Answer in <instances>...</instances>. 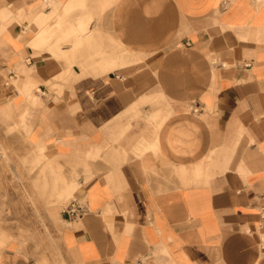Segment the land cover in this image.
<instances>
[{
  "label": "crops",
  "instance_id": "crops-1",
  "mask_svg": "<svg viewBox=\"0 0 264 264\" xmlns=\"http://www.w3.org/2000/svg\"><path fill=\"white\" fill-rule=\"evenodd\" d=\"M1 129L78 164L79 264H264V0H0Z\"/></svg>",
  "mask_w": 264,
  "mask_h": 264
},
{
  "label": "rangeland",
  "instance_id": "rangeland-1",
  "mask_svg": "<svg viewBox=\"0 0 264 264\" xmlns=\"http://www.w3.org/2000/svg\"><path fill=\"white\" fill-rule=\"evenodd\" d=\"M18 133L0 130V232L31 264H79L61 243V212L82 187L78 164L39 156Z\"/></svg>",
  "mask_w": 264,
  "mask_h": 264
},
{
  "label": "built area",
  "instance_id": "built-area-1",
  "mask_svg": "<svg viewBox=\"0 0 264 264\" xmlns=\"http://www.w3.org/2000/svg\"><path fill=\"white\" fill-rule=\"evenodd\" d=\"M66 214H69L71 217H83L88 213L86 206L82 201L72 200L65 210Z\"/></svg>",
  "mask_w": 264,
  "mask_h": 264
}]
</instances>
